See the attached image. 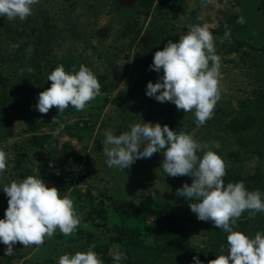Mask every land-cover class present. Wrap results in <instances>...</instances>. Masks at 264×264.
<instances>
[{
  "label": "rangeland",
  "instance_id": "obj_1",
  "mask_svg": "<svg viewBox=\"0 0 264 264\" xmlns=\"http://www.w3.org/2000/svg\"><path fill=\"white\" fill-rule=\"evenodd\" d=\"M204 23L221 57V98L197 126L194 110L158 102L145 88L162 74L149 69L154 52ZM82 63L97 74L100 94L83 110H36L48 73ZM54 116L64 125L59 133ZM141 119L206 142L225 162V184L242 180L264 192V0H40L24 20L0 16V148L7 153L0 218L8 206L3 186L25 175L70 195L81 217L71 235L57 228L41 245L17 241L12 255L0 243V264H57L61 254L90 247L104 264H114L116 251L127 254L122 264H189L194 255L208 264L227 253V233L198 220L189 207L195 199L177 194L193 177L166 175L161 152L126 170L105 163V130L119 134ZM233 228L264 231V212L246 209Z\"/></svg>",
  "mask_w": 264,
  "mask_h": 264
},
{
  "label": "clouds",
  "instance_id": "obj_2",
  "mask_svg": "<svg viewBox=\"0 0 264 264\" xmlns=\"http://www.w3.org/2000/svg\"><path fill=\"white\" fill-rule=\"evenodd\" d=\"M40 0H0V16L9 19H26ZM238 23H244L238 17ZM230 29L224 38H230ZM211 62V63H210ZM66 71L58 64L48 73V88L38 93L35 109L47 113L55 106L63 112L69 105L83 110L88 102L100 94L101 82L88 66ZM221 57L216 52L214 34L207 23L194 24L175 42L166 41L157 49L149 69L162 74L155 83H146L145 95L156 101L175 104L177 110H194L197 126H202L214 115V108L221 98L219 77ZM23 72V69L21 70ZM28 72L33 69L29 67ZM52 121H55V116ZM59 123V121H55ZM63 123L55 130L63 129ZM103 152L108 167L128 169L137 159L150 158L161 152V166L169 176L190 175L191 184L183 183L177 194L195 199L189 204L198 220L211 221L227 233V253L217 254L208 264H264V231L254 235L235 230L236 219L247 209L264 212V192L249 190L244 181L228 182L223 177L226 166L223 158L195 140L187 132L170 129L159 122L132 123L127 130L115 134L105 130ZM207 149L198 155L201 148ZM163 150V151H162ZM7 167V153L0 148V173ZM2 191L8 197L4 217L0 218V243L6 245L5 255H12L13 246L19 241L24 247L41 245L46 237H52L59 228L65 236L77 231L81 223L70 195H62L57 187L47 186L39 176L25 175L5 184ZM127 254L116 251L114 264H122ZM57 264H104L93 248L75 253L65 252L57 258ZM189 264H204L193 256Z\"/></svg>",
  "mask_w": 264,
  "mask_h": 264
}]
</instances>
